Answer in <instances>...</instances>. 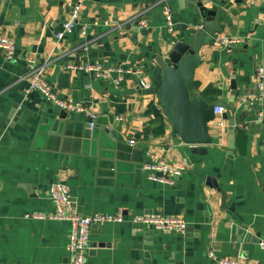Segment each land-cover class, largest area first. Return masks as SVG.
I'll return each mask as SVG.
<instances>
[{
	"label": "crops",
	"instance_id": "1",
	"mask_svg": "<svg viewBox=\"0 0 264 264\" xmlns=\"http://www.w3.org/2000/svg\"><path fill=\"white\" fill-rule=\"evenodd\" d=\"M70 1L81 4L80 15L59 39ZM204 3L222 11L221 29L200 50L193 92L212 107L223 104L228 118L223 113L219 125L214 114L213 141L196 152L173 132L156 91L162 81L157 56L203 19L191 1L0 0V28L17 45L12 58L0 51V264H75L70 222L35 215L54 210L50 187L58 181L69 185L81 213L123 216L93 225L85 264H217L211 252L264 264V89L256 77L264 67V0ZM223 37L242 41L224 46ZM32 59L46 64L57 93L96 112L98 125L112 134L113 153L127 158L119 160L120 169L111 171L117 159L92 153L76 135L42 128L54 104L27 91ZM97 63L106 77L69 67ZM137 68L142 75L131 72ZM71 117L77 129L88 120ZM231 120L238 121L233 130ZM159 160L184 166L174 184L155 177L164 175L150 166ZM148 213L184 217L186 232L133 220Z\"/></svg>",
	"mask_w": 264,
	"mask_h": 264
},
{
	"label": "water",
	"instance_id": "2",
	"mask_svg": "<svg viewBox=\"0 0 264 264\" xmlns=\"http://www.w3.org/2000/svg\"><path fill=\"white\" fill-rule=\"evenodd\" d=\"M189 1L199 8L203 19L200 26L184 31L166 56H157V62L162 68V81L156 86V91L173 132L190 144L193 151L205 152L207 149L203 145L213 141L209 134V122L213 119L214 112L213 107L199 91L193 92V76L195 69L203 61L200 54L202 46L210 42L213 39L211 37L221 29L222 11L218 8H208L203 0ZM62 76H69V73L65 72ZM223 117L228 118V114L224 113ZM71 118L67 110L53 105L46 110L43 118L45 126L42 128L48 132L76 135L91 148L92 153L104 158L117 159L109 166L111 171L120 169L119 160L127 158L113 153L116 144L113 145L107 140L112 134L99 126L97 120L81 122L82 129H77L74 119ZM237 123L238 121L231 120V130ZM138 161L136 167L143 168L142 159ZM209 182L220 189L214 177H211Z\"/></svg>",
	"mask_w": 264,
	"mask_h": 264
},
{
	"label": "built area",
	"instance_id": "3",
	"mask_svg": "<svg viewBox=\"0 0 264 264\" xmlns=\"http://www.w3.org/2000/svg\"><path fill=\"white\" fill-rule=\"evenodd\" d=\"M207 1V0H203ZM71 6V16L70 18L63 22L62 28L57 32V37L59 39L63 38L68 32H71L80 15L81 4L76 1H70ZM166 20L168 27L173 31L174 22L172 20L171 12L168 8L165 11ZM240 38L236 37H223L218 42L224 46L237 44L241 42ZM16 40L10 34L3 32L0 28V51L6 55L7 58H12L16 52ZM71 69H85L87 71H94L99 77H106L108 75L101 64H70ZM29 70L26 74V79L28 82V92H34L41 94L45 100L49 101L54 105H58L61 109L67 110L70 114H80L87 116L88 120L92 122L97 118V114L87 105L82 102H77L72 99L61 96L53 88L51 83L47 78L46 64L36 63L34 59L29 62ZM132 73L136 75H142L143 70L141 68L132 69ZM257 85L259 90L264 89V67L259 66L257 70ZM141 84L145 88H149L151 84L144 78H141ZM226 110L223 104H216L213 107V112L215 115L219 116V125H224L225 121L221 118L222 114ZM134 144L135 141L131 140ZM152 168L161 170L164 175L162 177L155 176L156 178L165 181L170 184H174L176 176L184 169V166H171L165 163L163 160H159L150 165ZM50 197L54 203V210L49 213L39 212L35 214L40 218L67 220L71 224V231L69 235V255L71 261L75 264H85L89 253L91 252L92 246V228L94 224H101L108 221H120L122 220V214H111V213H100L96 212L90 215L83 214L78 210L77 202L74 196L71 194L70 187L68 184L58 181L54 182L50 187ZM133 220L137 223H143L153 226L156 230L161 231H180L186 232L188 227V222L184 217L181 216H166L158 215L153 213L143 214L136 216ZM259 245L264 249V238L259 241ZM210 257L217 264H254L251 260L247 258H238L230 256H220L213 252L210 253Z\"/></svg>",
	"mask_w": 264,
	"mask_h": 264
}]
</instances>
